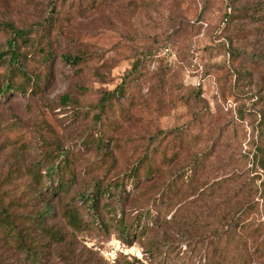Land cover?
Listing matches in <instances>:
<instances>
[{"label": "rangeland", "instance_id": "rangeland-1", "mask_svg": "<svg viewBox=\"0 0 264 264\" xmlns=\"http://www.w3.org/2000/svg\"><path fill=\"white\" fill-rule=\"evenodd\" d=\"M260 6L264 0H0V53L13 38L6 25L25 35L17 40L19 64H0L1 81L40 85L34 95L11 92L1 100V169L17 171L24 159L30 164L46 152V137L57 153L61 144L78 154L69 168L89 181L126 173L145 153L157 159L154 167L172 173L206 157L198 175L203 189L236 173L247 181L255 174L240 156L254 149L264 113ZM67 54L82 63L67 64ZM100 139L106 143L95 142ZM238 188L228 186L225 200L216 192L198 202L195 213L205 225L213 215L216 221L217 213L237 205ZM257 206L246 217L259 252L243 247L239 256L232 244L227 264H264L262 201ZM78 237L99 264H149L140 244L128 248L116 232ZM201 256L197 264H204Z\"/></svg>", "mask_w": 264, "mask_h": 264}, {"label": "trees", "instance_id": "trees-1", "mask_svg": "<svg viewBox=\"0 0 264 264\" xmlns=\"http://www.w3.org/2000/svg\"><path fill=\"white\" fill-rule=\"evenodd\" d=\"M6 26L13 38L7 50L0 53V64L17 65V40L25 36L24 31ZM227 42L228 53L234 59V41L228 37ZM82 59L69 54L63 57L74 66H79ZM260 65L264 66L262 57ZM39 86L36 82L29 88L16 86L10 79L1 81L0 76V104L6 94L34 95ZM117 91L106 94L99 108L105 109ZM62 102L67 106L69 97H62ZM260 115L254 149L240 156L250 166L247 173L255 175L240 183L236 178L240 174L236 173L216 182L210 190L203 189L198 177L206 157L191 158L190 165L172 173L160 165L154 167L157 159L145 153L126 173L93 176L89 181L69 168L80 158L78 154L61 144L57 153L43 137L46 152L30 164L25 159L18 161L17 168L21 169L7 173L0 167V264H99L92 250L85 246L81 249L78 237L94 230L107 235L116 232L128 248L140 244L149 264H197L200 253V263L227 264L232 244L239 249V256L247 250L259 252L258 240L247 235L253 223L246 216L258 207V202L262 201L264 207V113ZM173 133L176 131L169 134ZM95 142L106 143L102 139ZM84 181L86 185L79 187ZM234 184L243 192L237 205L217 213L216 221L213 215L205 225L195 213L196 205L208 202L216 192L225 200L228 186ZM134 261L142 264L138 259ZM114 264H120V260Z\"/></svg>", "mask_w": 264, "mask_h": 264}]
</instances>
